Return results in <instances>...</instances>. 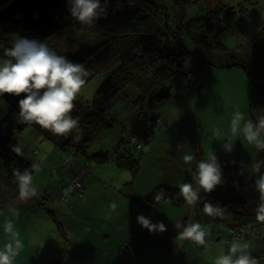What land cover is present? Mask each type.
I'll return each mask as SVG.
<instances>
[{
	"label": "trees",
	"instance_id": "obj_1",
	"mask_svg": "<svg viewBox=\"0 0 264 264\" xmlns=\"http://www.w3.org/2000/svg\"><path fill=\"white\" fill-rule=\"evenodd\" d=\"M101 3L106 7L107 13L94 25L103 32V41L101 40L93 49L68 57L73 62L82 63L88 70L90 75L86 78L84 87L98 76L103 79L102 85L91 101L84 102L78 99L74 102L75 109L72 116L79 121V140L74 139L75 132L67 137L55 136L34 123L25 124L19 117L18 106V101L23 96L8 94L2 96L8 105V112L0 121V184H2L0 215L20 197L16 177L13 175L14 169H18L21 173L25 170L31 172L33 185L37 188L49 184L36 183L41 167L37 158L33 157L36 153L34 147L28 149L22 145L24 152L20 151L17 154L13 151V140L15 139L17 144V139L24 130L32 128L54 144L55 148L69 152L63 164L65 171L70 173L69 179L64 182L60 190L54 192L45 190L35 196L37 207L45 206L49 201L63 202L54 199H60L66 191L65 188L76 178L69 170L68 160L74 157L71 161L75 162L78 171L80 167L90 163L88 160L86 164L77 160L76 156L79 153L96 163H114L115 166L129 171L135 178L140 167V158L136 156L145 153L143 152L145 145L152 143L157 131L163 128V123L160 122H164L160 115L147 119L146 106H151L157 101L155 95L158 91L162 87L170 88L172 79L177 75L192 76L193 82L190 83L193 85L198 83L202 75V63L216 55L219 57V53L227 50L221 39V33L225 30L222 24L224 19L222 8L206 12L205 15L185 23L187 11L180 15L175 10L171 16L166 8L151 0H101ZM68 7V0H0V41L12 37L17 39L28 37L47 44L55 35L69 27L77 30L88 29L89 25L81 24L71 16ZM1 45L0 51L3 49ZM185 62H189L188 72L183 68ZM220 66L227 68L240 66L246 70L252 83H255L253 79L255 66L246 63L243 59L232 58L230 63ZM258 93H260L259 100L264 103V92ZM126 96L129 100L131 97L133 100L136 98L139 100L130 102L126 99L125 105L127 103L137 107V114L132 113V118L138 119L135 121L136 127L129 128L128 131L137 137L141 147L136 148L134 142L125 140L122 136L113 154L97 153L89 156L88 146L105 133L113 131L114 122L117 123L118 120L112 113V105ZM259 100L252 103V108H256L260 103ZM136 102L137 104H134ZM252 116L255 121L253 112ZM71 153H74L73 157ZM33 165L37 166L36 170H33ZM89 167L92 168L91 165ZM86 177L88 175L81 180L83 187L70 196L69 202L63 203L70 206L73 199L87 197L89 189L85 184ZM256 178L246 177V181L241 179L239 182L219 185L210 194L200 190L199 206L197 207V204L195 206L199 221L202 222L200 219L202 216L214 225L210 240L214 242L212 245L231 243L234 237H243L244 241L257 240L261 244L264 243V224L256 220L255 210L259 203V193L255 190ZM183 183H192L196 187V182L189 171L185 173ZM160 193L163 194V199L158 202L155 196ZM178 193L179 186L174 188L159 186L146 197L148 208L153 210L168 200L176 206L184 204L183 197ZM205 202L226 207L224 218L207 216L203 212ZM13 215L15 216L14 213ZM20 221L21 228H26L27 221L22 219ZM56 222L60 224L57 220ZM125 244L129 245L128 241L123 245Z\"/></svg>",
	"mask_w": 264,
	"mask_h": 264
},
{
	"label": "rangeland",
	"instance_id": "obj_2",
	"mask_svg": "<svg viewBox=\"0 0 264 264\" xmlns=\"http://www.w3.org/2000/svg\"><path fill=\"white\" fill-rule=\"evenodd\" d=\"M151 1L166 8L171 16L175 10L180 13V15L187 11L185 23L193 18L205 15L206 12L222 8L224 17V19H222V24L225 30L221 33V39L226 45L227 50L224 53H219V57L216 55L214 58L211 57L212 59L208 58L210 61L208 60L202 63V75L198 83L194 85L190 83L193 82L192 76L187 75V77H185L181 74L177 75L170 83L171 97L163 101H154L153 104L150 103L152 104L151 106H146L145 116L147 119L154 118L155 115H160L164 122H160V124L163 123V128L157 131L155 141L145 145L143 152L146 151L147 147L146 153L136 156L140 158V167L139 173L135 178L129 171L115 167L112 163L106 164V166L110 168L107 178L110 181L109 185L111 188L106 185L105 187L96 189L91 199L88 201L86 211L96 215L104 214L105 212L104 216L102 215L103 217L107 215L111 216L113 212L111 208L106 212V210L100 209L99 205L103 206L107 204L110 206L112 203H116L117 208L113 215L116 217L115 222L117 223V227L122 228V222H124L123 229H117L116 232L120 230L122 232L130 231V224L134 229L142 227L141 225L137 227L134 223H138V213L145 216V212L141 211V204L135 201H132L130 206L128 196L137 195L143 199V203L149 206L146 197L159 186H165V184L168 183L165 165L163 162H156V158L163 157L166 160V157H168L167 150L172 147L174 143H183L180 156L172 158L174 165L177 166L179 171H189V166L183 161V156L185 154L193 155L195 157L193 163L196 165L198 161L206 159L207 155L214 151L222 167L224 180L222 184H228L233 181L239 182L241 179L246 181L250 179H246L247 173H255L251 165L254 163V152L256 149L254 146L248 144L242 134L239 136H233L231 134L230 122L234 112L237 110L244 113L246 120H253L252 112L255 114V118L259 115L263 116L262 108L264 107V103L259 100L260 93L258 92L261 91V94L264 92V0ZM187 7L188 9H186ZM174 31L175 29L172 30V32ZM175 35L177 34L175 33ZM102 37H104L103 32L95 27L94 24L91 26L89 25L88 29L84 30H77L76 28L69 27L64 32L55 35L47 45L54 49L58 55L71 57L82 51L97 47ZM16 39L17 38L12 37L6 41H0V45L2 44L1 46L3 47L0 51V60L7 59V57H4V50L11 47ZM251 46H253V48H251ZM232 58L243 59L246 63L255 66L253 72L254 78L252 77L255 83H252L246 70L240 66L231 68L220 66L230 63ZM183 68L188 72L189 62H185ZM196 71L199 72V70ZM102 80L101 76L96 77L82 89L77 100L82 99L84 102L91 101L102 85ZM126 99L129 100L126 96L123 99H118L116 103L112 105V113L117 117L118 121L117 123L114 122L115 127L113 131L105 133L97 141L88 146L87 150L89 152L94 149L100 151L104 147V151L113 153V146H104L105 142H108V137L111 136L115 138L117 135L116 129L122 130L123 127H136L135 121L138 119L132 118V113H134L133 115L137 114V107L134 105L137 104V102L133 104L134 106L127 103L125 105ZM132 100L131 97L129 101L132 102ZM258 100L260 103L256 108H252V103L255 101L258 102ZM133 101L139 100L136 98ZM7 112L8 105L4 98L0 96V121L4 119ZM217 128L220 129L222 139H231L234 144L231 152L223 148L221 141H216L214 131ZM124 132H126V137L124 139L133 142L136 136L128 131L127 128ZM19 136L17 144L15 143V139L13 140V147L19 148L22 152H24V146L28 149L34 147L36 153L33 157L37 158V161L44 160V166L40 168L41 173L37 175L36 183L39 184L43 182L46 184L54 179L52 168L57 167L58 163L62 165V161L64 164V160L67 154H69L68 150L65 152L55 149L51 152L54 144L32 128H27ZM200 142L203 148L198 146ZM134 143L136 148L141 147L138 141L135 140ZM22 145L24 146L21 147ZM149 150L151 151L149 152ZM73 154L74 153H71L72 157ZM76 158L81 162H86L85 156L81 153H79ZM72 159H74V157ZM72 159L68 160L70 161L68 164L69 170L76 176V178L72 180V187L78 188L79 186H76L74 182L77 180L81 181L84 176H89L93 170L89 167V165H91L89 163L87 166L80 167L78 171V167L75 165L74 161H71ZM234 160H238L236 164L237 171L234 169ZM83 167L85 170H83ZM190 167L192 168L193 166ZM179 171H176V173L180 174ZM261 171L263 172L264 168H262ZM241 172H243V174H241ZM182 177L183 181L180 184L184 182V176L182 175ZM0 187H2V184H0ZM59 200L65 203L69 202L68 197L54 199V201ZM63 202L59 203L68 206ZM198 206L199 201L197 202V207ZM197 207L188 205L186 202L176 206L168 200L160 205L159 208L156 209V212L162 213L161 215L167 227L170 222L173 223L168 228V234L173 233L177 237L178 231H182V228L176 229L174 226L176 223H186L192 220L193 216L194 222L199 221ZM149 210L153 211L152 209ZM13 213H15V201L0 215V248H3V246L9 242L10 238L4 233V222L10 219L15 224V216ZM200 219L206 231L209 233L206 237L208 240L207 247L197 246L190 240L179 239V244L185 246V248L181 249L182 252H178L177 254L169 252V256L162 257V255L157 252V250L159 251L160 249L155 248V241L161 239V234L166 235L167 232H157L153 234L142 227L136 235L143 233L145 234L144 237L148 236L145 245L148 249L149 247L151 248L149 250L147 249L146 255H142L138 260L132 259L131 261H127L128 264H214L215 259L221 252L227 254L230 243L212 245L214 242H210V240L214 231V225L206 221L207 219L202 216H200ZM53 227L56 228V224H50L42 228L41 230L46 232L40 237L39 232L34 238L31 234L28 235V238L27 235H25V238L21 236L20 239L23 243V248L18 256V259L21 260L20 262L16 261L15 264H48L54 248L62 245L60 236ZM15 228L17 229V227ZM246 242L250 244L251 254L255 255L253 257L258 259V264H264V243L261 244L257 242V240ZM98 243H102V240ZM190 243L191 246H189ZM259 251H261V253H259ZM129 254L130 249L128 252L127 246L122 247L121 252H119L122 258H126ZM72 257L75 260L81 261L78 256ZM69 264L77 263L70 261Z\"/></svg>",
	"mask_w": 264,
	"mask_h": 264
},
{
	"label": "clouds",
	"instance_id": "obj_3",
	"mask_svg": "<svg viewBox=\"0 0 264 264\" xmlns=\"http://www.w3.org/2000/svg\"><path fill=\"white\" fill-rule=\"evenodd\" d=\"M68 4L71 16L81 24L91 26L107 13L101 0H68ZM4 56L7 59L0 60V96H23L18 101L21 120L25 124L39 125L55 136L67 137L75 132L74 139L79 140V121L73 118L72 112L75 109L74 102L90 75L85 66L71 61L67 56L58 55L47 44L28 37L16 39L11 47L4 50ZM230 131L233 136L242 134L248 144L254 146L257 151H264V116L255 121L246 120L244 113L237 110L231 118ZM214 135L216 141L222 142L226 151L233 150L231 139H222L219 128L215 129ZM13 151L20 153V149L15 146ZM194 160L195 157L191 154L183 156L186 165L191 166ZM32 167L33 170L37 169L36 165ZM251 168L257 176L255 190L259 193V203L255 210L256 220L264 224V172L261 171L264 168V160L255 161ZM188 170L196 182V187L192 183H182L179 185L178 195L193 207L200 199L201 189L210 194L224 182L222 167L214 151L208 154L206 159L198 161L194 171L191 167ZM13 175L16 177L22 200L38 195L31 172L25 170L21 173L14 169ZM155 199L159 202L163 199V194H157ZM110 208L115 211L117 204L112 203ZM225 209L226 207L211 202H205L203 205V212L209 217L224 218ZM137 222L153 234L167 231L163 221L153 223L143 214L137 216ZM174 226L176 229L182 228V231H178V239L190 240L197 246H208L206 237L209 233L201 223L189 220ZM4 233L10 239L0 248V264H15L23 248L20 232L16 230L14 222L7 219L4 222ZM214 264H258V259L252 256L250 244L244 241L243 237H234L227 254L221 252Z\"/></svg>",
	"mask_w": 264,
	"mask_h": 264
},
{
	"label": "crops",
	"instance_id": "obj_4",
	"mask_svg": "<svg viewBox=\"0 0 264 264\" xmlns=\"http://www.w3.org/2000/svg\"><path fill=\"white\" fill-rule=\"evenodd\" d=\"M253 48V46H251ZM258 109V108H257ZM259 110V109H258ZM257 110V111H258ZM263 116H264V107L262 108ZM260 117L257 116L255 120ZM129 129L128 127H123L122 130L117 129V135L115 138L109 136L108 142H105L106 147L115 146L121 142L120 139L124 136V131ZM156 138V137H155ZM155 139L153 140V142ZM182 142L172 144L167 150L166 160L163 157H157L156 162L164 163L165 170L167 172V184L165 186L169 188H174L180 185L183 181V176H185L186 171H179L177 166L174 165L173 157L180 156V150L182 148ZM122 146V145H121ZM199 146L203 148L202 143L200 142ZM104 148V147H103ZM97 151L96 149L89 152L87 150V154L89 156H93L97 153H104V154H113L110 152L104 151V149ZM61 150L52 146V150ZM256 149V148H255ZM64 151V150H61ZM114 151V150H113ZM147 151V147H146ZM145 151V153H146ZM151 150H149L150 152ZM254 162L257 160H264V151H257L254 152ZM146 155V154H145ZM221 155V154H220ZM219 155V156H220ZM85 160H88L92 166V174L85 179V184L89 189V193L87 197L82 199H73L70 206H65L59 202L49 201L45 203V206L37 207L35 205L34 198L27 200H22L20 197L15 199V227H17V231L20 232V237L25 235L31 234L33 238L38 234L39 237L44 235L41 229L45 226L50 224L55 225L56 228L53 227L56 233L60 236L62 241V245L60 247L56 246L53 250L52 255L50 256L48 264H69L70 261H74L77 264H128L127 261L138 260L139 257L142 255H146V251L148 247L145 245V241L148 236L144 237L145 234L139 233L136 235L138 231L142 229L139 227L137 229L132 228L130 224V231L122 232L121 230L116 232L117 229H123L124 222H122V228L117 227V223L115 222L116 217L113 215L115 211L112 212V215H107L103 217L104 214H91L86 211V206L88 201L91 199L94 191L96 189H100L101 187H105L106 185L111 188L109 185L110 181L107 178L109 176L110 168L106 166L108 163H96L91 159L85 156ZM37 162L40 163V167L44 166V160H38ZM235 166L234 169L237 171V162L238 160H234ZM42 163V165H41ZM109 164V163H108ZM114 166L115 164L112 163ZM189 166V165H188ZM191 166H193L192 170H195L196 165L192 162ZM117 167V166H115ZM190 167V166H189ZM54 179L50 180L47 186L39 187L38 195H40L45 190H50L51 192L60 190L64 182H66L69 177L70 173L65 171L63 168V161L58 163L57 167L52 168ZM176 171H179L180 174H177ZM188 172V171H187ZM243 177V176H242ZM257 177L256 174H252V172L247 173V178ZM177 183V184H176ZM176 184L175 186H173ZM164 186V185H161ZM128 201L130 206L132 201H135L141 204L140 208L141 211L145 212V217L149 218L152 222H160L164 221L162 217V213L156 212V207L153 211H150L148 206L143 203V199L138 197L137 195L128 196ZM100 209L108 210L110 206L104 204L103 206L99 205ZM99 211V210H98ZM107 214V213H106ZM103 215V216H102ZM138 215H141L138 213ZM158 217V219H157ZM27 221L28 225L26 228H21V221ZM60 223L57 224L56 220ZM194 219V216H193ZM192 219V221H193ZM48 222V224H47ZM115 222V223H114ZM203 225L202 222L199 221ZM173 223L170 222L167 227V234L169 233V226ZM135 226H140L138 223H134ZM167 225V224H166ZM21 228V229H20ZM174 232V231H173ZM133 233V234H132ZM159 233V232H158ZM161 234V239H157L155 241V248H159L160 250L157 252L164 256H169L170 253L177 254L178 252H182L181 249L185 248V246L179 244V239L176 237L175 234L171 233L168 235ZM63 235V236H62ZM159 236V235H158ZM38 237V238H39ZM128 237L130 239H128ZM102 240V243H98ZM128 241L130 247V254L126 258H122L117 249L124 244V242ZM40 243V242H38ZM191 246V243L190 245ZM151 247H149L150 249ZM143 249V250H142ZM148 249V250H149ZM187 254V253H186ZM157 255V254H155ZM72 256H78L79 260H75ZM72 259V260H69ZM21 259L16 258V261L20 262ZM68 260V261H67ZM15 261V262H16ZM131 264V263H130Z\"/></svg>",
	"mask_w": 264,
	"mask_h": 264
},
{
	"label": "water",
	"instance_id": "obj_5",
	"mask_svg": "<svg viewBox=\"0 0 264 264\" xmlns=\"http://www.w3.org/2000/svg\"><path fill=\"white\" fill-rule=\"evenodd\" d=\"M171 97V89L169 87H162L159 92L155 95V99L157 101H163V100H167ZM127 246L129 248L128 244L122 245L118 248L117 252L119 254V252L122 250V247Z\"/></svg>",
	"mask_w": 264,
	"mask_h": 264
},
{
	"label": "built area",
	"instance_id": "obj_6",
	"mask_svg": "<svg viewBox=\"0 0 264 264\" xmlns=\"http://www.w3.org/2000/svg\"><path fill=\"white\" fill-rule=\"evenodd\" d=\"M137 141V137L136 138H134V140H133V142L134 141ZM83 170H85V168H83ZM75 184H76V186H79L78 188H73L72 187V184H73V182H71L65 189H66V191H65V193L63 194V198H70V196H72L73 194H75V192L78 190V189H80L81 187H83V184H82V181H79V180H77V181H75L74 182ZM127 249H128V252H129V248L127 247ZM121 252V251H120Z\"/></svg>",
	"mask_w": 264,
	"mask_h": 264
},
{
	"label": "bare ground",
	"instance_id": "obj_7",
	"mask_svg": "<svg viewBox=\"0 0 264 264\" xmlns=\"http://www.w3.org/2000/svg\"><path fill=\"white\" fill-rule=\"evenodd\" d=\"M126 137V134H124V138Z\"/></svg>",
	"mask_w": 264,
	"mask_h": 264
}]
</instances>
